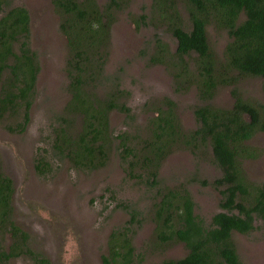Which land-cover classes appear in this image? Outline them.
Masks as SVG:
<instances>
[{
  "label": "trees",
  "instance_id": "obj_1",
  "mask_svg": "<svg viewBox=\"0 0 264 264\" xmlns=\"http://www.w3.org/2000/svg\"><path fill=\"white\" fill-rule=\"evenodd\" d=\"M127 1L107 0L101 5L98 0H51L60 17L59 30L67 40L70 99L58 116L50 157L91 171L104 167L115 147L127 176L158 190L160 168L170 154L180 147L195 153L209 146L221 170L212 181L222 194L221 211L206 223L196 214V203L185 183L159 189L150 218L153 233L159 243H183L187 249L185 256L161 264H245L233 234H249L256 220L264 222V182L250 186L242 166L243 159L258 155L248 142L264 133V102L245 99L237 84L240 75L264 82V0H181L187 20L174 0H151L150 13L134 20L138 25L152 23L157 29L149 62L165 64L176 79V91L194 87L204 103L193 111L197 126L192 130L183 127L177 103L164 96L148 118L146 135L124 131L116 136L111 114L117 111L133 117L126 100L129 91L107 80L104 69L112 26ZM0 10H4L0 18V121L13 119L5 128L22 133L31 120L41 65L31 48L29 9L0 0ZM209 25L229 38L221 58L209 44ZM161 31L176 42L174 52ZM220 85L232 86L231 107L212 103ZM50 167L43 157L36 164L40 174ZM14 192V181L3 170L0 153V264L20 256L50 264L31 248L29 232L17 223ZM141 211L131 208L127 226L110 235L109 256L103 257L106 264H133V225L142 226L150 217Z\"/></svg>",
  "mask_w": 264,
  "mask_h": 264
},
{
  "label": "rangeland",
  "instance_id": "obj_2",
  "mask_svg": "<svg viewBox=\"0 0 264 264\" xmlns=\"http://www.w3.org/2000/svg\"><path fill=\"white\" fill-rule=\"evenodd\" d=\"M101 5L107 0H98ZM25 5L31 14V48L38 54L41 70L37 93L33 101L31 120L22 133H12L5 126L13 119L0 121V153L3 169L14 180L15 217L29 232L33 250L42 253L50 264H106L110 235L127 226L129 210L141 209L150 215L142 226H136L132 236L136 258L133 264H161L165 259L181 258L187 254L183 243H159L154 223L150 221L158 202V190L185 183L196 203L195 212L206 223L221 211L222 194L212 181L221 175L209 146L193 153L189 148H177L162 163L160 185L152 188L127 176L118 149L110 152L107 164L96 170H82L71 163L51 158L50 147L58 116L70 95L67 89L66 61L69 57L67 40L59 30L60 17L51 0H12ZM151 0H128L112 26V39L104 74L109 81L119 83L129 91L126 98L132 116L113 112V134L124 131L134 135L147 134L148 118L153 116L161 99L168 96L177 103V112L187 130L196 128V106L203 104L197 90L176 91V79L161 63H150L154 54L155 29L134 22L140 14L150 13ZM180 4L183 17L188 13ZM4 10H0V18ZM150 15V14H149ZM152 16V15H151ZM150 20V19H149ZM142 26V27H140ZM165 35L168 33L161 31ZM165 36L172 51L176 42ZM212 49L222 57L229 40L225 32L208 26ZM242 96L249 101L264 102V82L257 77H238ZM232 86L220 85L212 103L231 107ZM23 120V119H22ZM21 121V119H19ZM147 129V131H146ZM118 142V141H117ZM116 142V143H117ZM248 144L257 150L256 158L242 160L244 174L250 186L264 182V133H257ZM50 162V171L40 174L36 164L40 158ZM207 181L205 184L203 181ZM131 228H134V227ZM238 254L245 264H264V223L256 220L249 234L234 233ZM8 264H38L20 256Z\"/></svg>",
  "mask_w": 264,
  "mask_h": 264
},
{
  "label": "flooded vegetation",
  "instance_id": "obj_3",
  "mask_svg": "<svg viewBox=\"0 0 264 264\" xmlns=\"http://www.w3.org/2000/svg\"><path fill=\"white\" fill-rule=\"evenodd\" d=\"M4 170V169H3ZM6 173V172H5ZM6 174H8V173H6ZM9 175V174H8ZM10 176V175H9ZM11 177V176H10ZM12 178V177H11ZM13 179V178H12ZM14 181V180H13ZM14 186H15V184H14ZM15 193H16V189H15V192H14V195H13V207H14V215L16 214V212H17V206H16V203H15ZM16 218V217H15ZM16 221H17V219H16ZM17 223H18V221H17ZM264 223V222H263ZM19 224V223H18ZM21 226V225H20ZM255 227H256V222H255ZM236 233H238V232H236ZM238 252V251H237Z\"/></svg>",
  "mask_w": 264,
  "mask_h": 264
}]
</instances>
